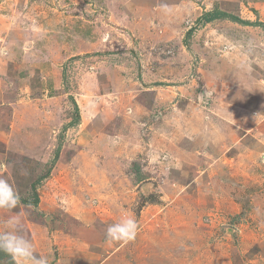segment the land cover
Segmentation results:
<instances>
[{"label":"rangeland","instance_id":"obj_1","mask_svg":"<svg viewBox=\"0 0 264 264\" xmlns=\"http://www.w3.org/2000/svg\"><path fill=\"white\" fill-rule=\"evenodd\" d=\"M215 10L264 22V0H0V232L49 264H264V31L186 35ZM124 215L135 238L107 240Z\"/></svg>","mask_w":264,"mask_h":264},{"label":"clouds","instance_id":"obj_2","mask_svg":"<svg viewBox=\"0 0 264 264\" xmlns=\"http://www.w3.org/2000/svg\"><path fill=\"white\" fill-rule=\"evenodd\" d=\"M19 205V193L7 179L0 177V209L12 210ZM9 224L11 231L0 232V252L9 255L14 264H49L46 257L35 254L30 239L16 231L19 220L13 217L9 220ZM138 228L139 225L133 217L124 215L119 221L107 226L106 239L131 241L135 238Z\"/></svg>","mask_w":264,"mask_h":264},{"label":"trees","instance_id":"obj_3","mask_svg":"<svg viewBox=\"0 0 264 264\" xmlns=\"http://www.w3.org/2000/svg\"><path fill=\"white\" fill-rule=\"evenodd\" d=\"M215 20H225V21H229L231 23L237 24V25H241V26H246V27H252V28H258L262 31H264V22H260V21H255V22H249V21H245L237 16H233L231 14L219 11V10H215V11H211V12H206L205 14L201 15L196 21V26L194 28H191L187 31L186 35H191L192 32L195 31L196 28L200 27L201 25H205V24H210L211 22L215 21ZM63 82L65 83L66 81V76L63 73ZM66 84V83H65ZM79 115L77 113V116L75 118V120L72 122V124H78L79 122ZM59 151V147L57 148L56 151V155H55V159L57 157V153ZM52 164H54V162H52ZM38 202V199H36L35 197V201L33 202V204L36 205V203ZM27 203V202H25Z\"/></svg>","mask_w":264,"mask_h":264}]
</instances>
